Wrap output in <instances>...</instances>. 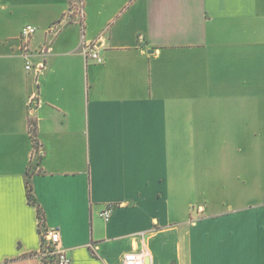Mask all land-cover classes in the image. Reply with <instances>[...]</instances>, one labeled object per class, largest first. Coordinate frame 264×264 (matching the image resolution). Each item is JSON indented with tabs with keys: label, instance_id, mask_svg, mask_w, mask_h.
Wrapping results in <instances>:
<instances>
[{
	"label": "crops",
	"instance_id": "obj_1",
	"mask_svg": "<svg viewBox=\"0 0 264 264\" xmlns=\"http://www.w3.org/2000/svg\"><path fill=\"white\" fill-rule=\"evenodd\" d=\"M71 4L0 0V264H264V0Z\"/></svg>",
	"mask_w": 264,
	"mask_h": 264
},
{
	"label": "built area",
	"instance_id": "obj_2",
	"mask_svg": "<svg viewBox=\"0 0 264 264\" xmlns=\"http://www.w3.org/2000/svg\"><path fill=\"white\" fill-rule=\"evenodd\" d=\"M71 15L74 16L77 22L82 24V0H71ZM36 29L30 25H24L20 29L19 39L22 42L21 56L25 60V69L39 72L43 65L40 64L36 67L29 62V51L27 43L32 35H34ZM82 52L84 58L87 60L93 61L97 65L103 63V59L99 56L96 49V42H83L82 43ZM38 106V102L35 99L30 100L28 104V112L33 113L35 108ZM112 207H107L104 211L100 213V218L107 222L110 218ZM60 235L57 230H45L42 232V256L46 255L53 256L55 259V264H69V259L66 257L65 252L62 248L59 247ZM146 257L145 252H128L123 257V264H145L144 259Z\"/></svg>",
	"mask_w": 264,
	"mask_h": 264
},
{
	"label": "trees",
	"instance_id": "obj_3",
	"mask_svg": "<svg viewBox=\"0 0 264 264\" xmlns=\"http://www.w3.org/2000/svg\"><path fill=\"white\" fill-rule=\"evenodd\" d=\"M30 133H31L33 146L35 148H37L38 147V141L36 139V128H35V124L33 121L30 122ZM27 200H28V203L30 205H33L36 207L37 216H38L40 227H41L43 222H44L43 213H42V210L40 209V207L38 206V204L36 203L35 199L32 196L30 186L27 187ZM41 264H55V259L53 256L46 255L45 257H41Z\"/></svg>",
	"mask_w": 264,
	"mask_h": 264
},
{
	"label": "rangeland",
	"instance_id": "obj_4",
	"mask_svg": "<svg viewBox=\"0 0 264 264\" xmlns=\"http://www.w3.org/2000/svg\"><path fill=\"white\" fill-rule=\"evenodd\" d=\"M209 197L208 196H202V197H198V203H197V206H195L194 207V210H197V207L199 206V205H203V203H206V202H209ZM193 210V211H194ZM184 218H186V217H184Z\"/></svg>",
	"mask_w": 264,
	"mask_h": 264
},
{
	"label": "water",
	"instance_id": "obj_5",
	"mask_svg": "<svg viewBox=\"0 0 264 264\" xmlns=\"http://www.w3.org/2000/svg\"><path fill=\"white\" fill-rule=\"evenodd\" d=\"M145 264H149L148 260L145 261Z\"/></svg>",
	"mask_w": 264,
	"mask_h": 264
}]
</instances>
